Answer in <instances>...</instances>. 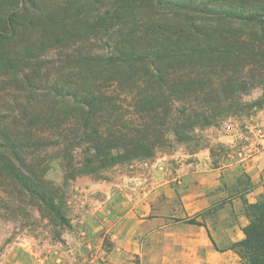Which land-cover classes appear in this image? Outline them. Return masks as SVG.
Masks as SVG:
<instances>
[{
	"label": "trees",
	"instance_id": "trees-1",
	"mask_svg": "<svg viewBox=\"0 0 264 264\" xmlns=\"http://www.w3.org/2000/svg\"><path fill=\"white\" fill-rule=\"evenodd\" d=\"M19 4L20 0H16L15 11L5 14L1 22L0 70L5 76H13L17 88L23 90L37 81L42 82L22 71V54L33 51L35 46L26 40L21 48L27 30L23 29V19L18 16ZM163 8L190 19L182 23L165 18ZM87 9L88 18L80 25L82 32L98 42L106 37L105 43L112 54H86L77 57L74 65L72 56L67 66L45 79L44 98L34 103L41 118L39 123L44 128L57 122L55 115L69 114L78 119L84 129V139L89 143L88 151L92 152L78 174L94 170L89 166L95 156L100 162L97 168L147 159L153 155L155 145L163 143L165 133L171 132L177 137L180 131L198 122L210 125L226 115L227 108L221 102H208L205 109L193 106L190 113L183 116L181 130L176 124L163 130L162 126L168 123L159 121L170 112L172 97L188 98L192 93L218 97L227 87L240 89L245 84L241 72L249 65H252V74H264L260 61L264 57V0H200L198 3L196 0H113L99 15L89 14L90 5ZM79 10L76 8L75 13H70L63 9L56 16L39 11L38 16L30 18L31 24L36 19L47 28H65L68 20L74 31ZM59 41L57 36L45 32L37 45ZM134 69L143 74L137 100L133 102V110L139 116L137 126L132 118L125 119L124 113L117 112L118 107L113 110L111 102H99L107 100L101 92L103 86L116 83L120 92L134 88ZM72 78L76 81L74 89L68 86ZM61 87L70 88L72 92L61 94ZM56 97L62 101L55 102ZM262 103L257 102L258 106ZM113 113L114 120L110 121ZM21 118L0 122L3 141L0 147L9 150L27 146L26 140L11 137L19 134V129H28L27 120L22 122ZM0 169L37 198L60 226L66 224L50 194L31 182L29 176L21 175L2 151ZM246 214L249 223L244 239L232 249L242 264H264V201L248 206Z\"/></svg>",
	"mask_w": 264,
	"mask_h": 264
},
{
	"label": "rangeland",
	"instance_id": "rangeland-1",
	"mask_svg": "<svg viewBox=\"0 0 264 264\" xmlns=\"http://www.w3.org/2000/svg\"><path fill=\"white\" fill-rule=\"evenodd\" d=\"M199 1L196 0L197 3ZM15 2L0 0V27L5 14L15 11ZM111 2L113 0H20L18 16L23 19V29L27 30L21 48L26 40L35 46L33 51L22 54V71L37 77V80L39 78L42 83L37 81L35 85L18 89L13 76H5L0 70V122H12L22 117V122L27 120L28 128L19 129V134L11 136L16 140H26V147L9 150L0 147V151L7 155L21 175L29 176L31 182L50 194L53 203L65 217L66 224L60 226L37 198L29 195L0 169V264H113L108 258L112 239L106 232L124 209L128 196L149 189L152 175L162 162L174 167L176 162L182 161L181 158L189 161L192 155L203 151L217 162L240 152L249 138L261 139L258 129L264 133L261 121L264 118V74H252V65H249L241 72L245 84L240 89L227 87L218 93V97L214 94L200 97L197 93H192L188 98L172 97L170 112L159 121L168 123L162 126L163 130L173 124L181 130L183 116L188 115L193 106L202 110L208 102H221L227 108L226 115L216 122L210 125L198 122L180 131L182 133L177 137L171 132L165 133L163 143L156 144L153 155L144 160L97 168L100 162L99 157L95 156L89 166L94 170L78 174L77 171L83 168L92 154L88 151L89 143L84 139V129L78 119L69 114L55 115L57 122L52 127L44 128L39 123L41 118L34 103L42 102L44 98L45 79L57 69L67 66L72 56L75 60L71 64L77 61V57L90 53L101 56L112 54L105 43L106 37H102L100 42L95 41L86 36L80 27L88 18L86 11L89 5V14L96 16L104 12ZM76 8L80 10L76 14L79 21L75 23L74 31L72 22L68 20L65 28H47L36 19L31 24L30 18L38 16L39 11L56 16L63 9H72L70 13H75ZM163 9L165 18L182 23L190 19L189 16ZM196 22L199 21L196 19ZM45 32L57 36L60 41L38 46ZM260 61L264 65V57ZM133 73L136 80L134 88L120 92L116 83L103 86L101 92L107 100L99 102H111L113 110L118 107L117 112L124 113L125 119L132 118L137 126L139 116L133 110V102L137 100L140 91L138 85L141 86L143 74L136 69ZM73 82H76L75 78L68 84L72 89L76 85ZM70 88L61 87V94L68 90L72 92ZM180 88L183 89L182 86ZM76 98L79 99L80 95ZM54 101L62 100L56 97ZM26 102L29 104L25 105ZM257 102L263 103L258 106ZM114 116L113 113L110 121L114 120ZM227 137L232 141H227Z\"/></svg>",
	"mask_w": 264,
	"mask_h": 264
},
{
	"label": "crops",
	"instance_id": "crops-1",
	"mask_svg": "<svg viewBox=\"0 0 264 264\" xmlns=\"http://www.w3.org/2000/svg\"><path fill=\"white\" fill-rule=\"evenodd\" d=\"M264 124V118L261 119ZM227 141L232 138L227 137ZM214 162L206 151L162 162L106 232L113 264H242L248 206L264 201V139ZM187 157V156H184Z\"/></svg>",
	"mask_w": 264,
	"mask_h": 264
},
{
	"label": "built area",
	"instance_id": "built-area-1",
	"mask_svg": "<svg viewBox=\"0 0 264 264\" xmlns=\"http://www.w3.org/2000/svg\"><path fill=\"white\" fill-rule=\"evenodd\" d=\"M257 132H258L259 137L261 139H264V133L262 132V130L261 129H258Z\"/></svg>",
	"mask_w": 264,
	"mask_h": 264
}]
</instances>
